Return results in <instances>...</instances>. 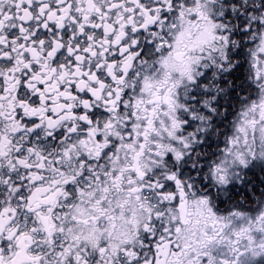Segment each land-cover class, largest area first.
<instances>
[{
    "label": "snow or ice",
    "instance_id": "1",
    "mask_svg": "<svg viewBox=\"0 0 264 264\" xmlns=\"http://www.w3.org/2000/svg\"><path fill=\"white\" fill-rule=\"evenodd\" d=\"M0 264H264V0H0Z\"/></svg>",
    "mask_w": 264,
    "mask_h": 264
}]
</instances>
